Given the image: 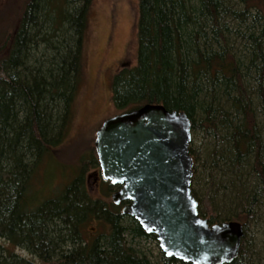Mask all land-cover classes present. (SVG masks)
<instances>
[{"label":"trees","instance_id":"16d2710c","mask_svg":"<svg viewBox=\"0 0 264 264\" xmlns=\"http://www.w3.org/2000/svg\"><path fill=\"white\" fill-rule=\"evenodd\" d=\"M93 2L28 0L14 30L0 31V237L8 244L0 264H192L166 256L156 235L122 212L112 201L119 185L103 178L109 192H88L85 170L100 168L95 145L62 191L32 186L45 159L66 166L61 146ZM243 2L139 0L137 61L114 76L112 91L119 113L157 103L188 114L200 215L243 224L229 264H264V241L258 248L252 234L264 222V0ZM94 220L100 231L86 237ZM136 239L155 240L159 259Z\"/></svg>","mask_w":264,"mask_h":264},{"label":"water","instance_id":"95a60500","mask_svg":"<svg viewBox=\"0 0 264 264\" xmlns=\"http://www.w3.org/2000/svg\"><path fill=\"white\" fill-rule=\"evenodd\" d=\"M192 121L185 111L146 103L107 118L96 132L102 176L120 188L115 204L157 237L168 257L192 264H229L240 253L244 226L210 224L192 191Z\"/></svg>","mask_w":264,"mask_h":264},{"label":"rangeland","instance_id":"374dc122","mask_svg":"<svg viewBox=\"0 0 264 264\" xmlns=\"http://www.w3.org/2000/svg\"><path fill=\"white\" fill-rule=\"evenodd\" d=\"M27 1L0 0V31L14 30ZM234 1L239 4V9L244 7L243 0ZM138 5L139 0H94L85 35L83 73L74 105V118L61 146L63 149L60 158L66 166H57L54 160L45 159L32 181V186L37 191L48 195L50 191L63 190L74 179V166L82 164L81 154L89 153L95 145L96 132L102 123L119 113L113 103L112 82L121 69L132 66L137 61ZM241 29L246 30L243 27ZM99 172L100 168L89 164L84 173L87 190L94 197H100L111 188L108 183L100 181ZM99 226L101 225L95 220L89 223L84 231L85 236L92 237L94 232L100 231ZM263 231L264 222L252 231L260 249V241H264ZM128 238L130 240L131 236ZM136 243L133 246L142 248L154 256L155 260L159 259L155 240L136 239ZM2 245L8 244L0 237V246ZM15 251L31 257L24 249L17 248Z\"/></svg>","mask_w":264,"mask_h":264},{"label":"flooded vegetation","instance_id":"af4514ba","mask_svg":"<svg viewBox=\"0 0 264 264\" xmlns=\"http://www.w3.org/2000/svg\"><path fill=\"white\" fill-rule=\"evenodd\" d=\"M99 175H100V181L102 182V180H103V176H102V173H101V169H100ZM99 184H100V183H99ZM98 192H100V188L98 189Z\"/></svg>","mask_w":264,"mask_h":264}]
</instances>
